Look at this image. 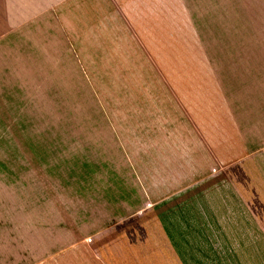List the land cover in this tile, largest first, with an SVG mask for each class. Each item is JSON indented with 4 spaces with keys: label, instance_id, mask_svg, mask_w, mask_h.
<instances>
[{
    "label": "rangeland",
    "instance_id": "obj_1",
    "mask_svg": "<svg viewBox=\"0 0 264 264\" xmlns=\"http://www.w3.org/2000/svg\"><path fill=\"white\" fill-rule=\"evenodd\" d=\"M102 4H108L107 9L119 5L124 11L135 9L130 25L147 44L138 52L147 50L151 60L138 61L136 49L131 48V56L137 59L114 61L102 49L92 48L97 43H90L88 36L99 38L98 32L83 28L53 35L52 46L26 44L22 76L0 77V264H264V204H253L260 222L243 226L238 219L203 220L196 237L172 236L169 244L163 239L169 252L148 242L146 234L149 241L158 242L160 229L146 216L142 222H132L141 229H129L116 252L83 247L82 236L62 237L69 227L64 215L82 210L87 191L104 190L106 198H114V184L131 181L123 184L122 176L125 170L130 174L131 161L143 157L152 165L153 157L140 152V158H135L133 142L116 136L121 134L123 139L131 129L126 118L115 115L120 101L115 102L112 93L121 88L119 81L124 78L115 74L118 68L130 69L131 75L137 68H164L170 85L179 87L173 98L186 102L190 116L195 103L204 106L202 102L212 94L224 101L228 89L234 86L237 91L241 85L240 55L227 43L220 2L218 7L215 0H105ZM85 16L89 26L97 19L91 13ZM72 40L79 43L70 44ZM128 43L114 46L111 53L121 56L120 52L129 51ZM11 59L7 64L15 62ZM211 78L216 88L208 87ZM136 79L146 80L129 74L125 82L134 89ZM234 101L242 105L241 98ZM115 168L117 175L107 172ZM200 193V187H191L183 196L194 199ZM249 195L250 202L263 199L264 188L250 190ZM187 227L192 226L187 223ZM162 257L166 262L159 261Z\"/></svg>",
    "mask_w": 264,
    "mask_h": 264
},
{
    "label": "crops",
    "instance_id": "obj_2",
    "mask_svg": "<svg viewBox=\"0 0 264 264\" xmlns=\"http://www.w3.org/2000/svg\"><path fill=\"white\" fill-rule=\"evenodd\" d=\"M104 1L0 0V77L22 76L20 64L26 57L22 54L26 44L35 47L45 42L52 46L53 35H68L83 28L98 32L99 38L88 36L90 43H97L92 48L102 49V54L111 55L114 61L135 59L131 56V48L136 49L138 61L151 60L147 50L145 54L138 52L144 47L147 49V44L138 29L130 25L135 9L129 8L127 12L120 5L107 9L109 5L102 4ZM215 2L216 6L220 2V13L226 17L227 43L240 55V89L235 91L232 86L224 101L218 99V94L209 95V99L202 102L204 106L199 107L201 102L194 104L195 110L190 116L186 102L180 97L173 98L175 95L172 94L179 87L170 85L169 72L164 68H137L133 69L134 75L130 69L118 68L115 74L124 78L118 84L121 88L116 87L112 93L115 102L120 101L115 115L126 118L131 129L123 139L116 130L114 135L119 140L133 142L132 146L137 149L135 158H140V152H144L145 157H153L152 165H148L143 157L137 163L131 161L130 176L126 170L122 175L123 184L131 181L128 185L114 184L111 193L114 198H106L104 190L99 191L103 194L96 190L87 191L84 205H95L91 208L82 204V212L65 214L69 227L66 236L62 237L82 236L83 247L101 253L116 252V246L125 241L129 229H141L132 222H142L146 216V220L154 222L160 229L156 236L158 242L152 243L150 235L146 234L148 242L169 252L162 241L169 244L172 236L196 237L197 227L203 220L238 219L243 226L249 221L260 222L253 204L263 205L264 198L257 197L252 202L248 198L250 190L264 188V0ZM88 13L97 18L92 20L91 26L85 24ZM127 13H130L129 19H125ZM116 14L120 21L115 20ZM123 41L129 42V51L114 56L112 48L121 46ZM128 53L129 57L123 56ZM111 57L104 56L103 59ZM9 59L15 62L7 64ZM97 60L100 65V59ZM129 74L136 78L141 75L146 80L136 79L139 82L132 89L125 82ZM208 87L216 88L212 78ZM221 95L224 97V93ZM236 98H241L242 105L234 101ZM115 171L116 168L107 172L115 175ZM191 187H200L201 193L194 199H187L183 195L185 189ZM203 189L207 194L205 199ZM99 195L101 199L94 200V196ZM133 207L136 208L134 212ZM187 223L192 227H187ZM76 226L78 232L75 233ZM121 227L125 228L122 230L125 234ZM83 254L78 252L77 256L83 257ZM93 257L98 259L99 256ZM159 261L166 262L163 257Z\"/></svg>",
    "mask_w": 264,
    "mask_h": 264
}]
</instances>
